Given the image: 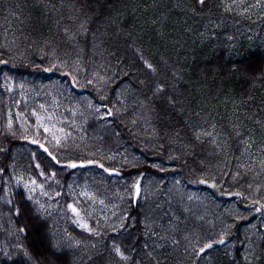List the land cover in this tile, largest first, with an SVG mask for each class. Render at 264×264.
<instances>
[{
	"label": "trees",
	"instance_id": "16d2710c",
	"mask_svg": "<svg viewBox=\"0 0 264 264\" xmlns=\"http://www.w3.org/2000/svg\"><path fill=\"white\" fill-rule=\"evenodd\" d=\"M43 1L41 4H30L26 0L25 3L31 18H41L42 14L45 15L44 22H39L44 26L49 24L50 18L52 21L55 19V23L60 26L64 23V20L60 19L56 5L58 1L61 6H68L71 14L77 17V21H84L85 28L98 18L104 17L109 22L110 31L106 32L107 35L99 44L105 47L104 51L110 61L107 63V71L108 68H114V72L105 77L101 89L96 87V83L88 82L86 79L75 85V88L78 91L95 92V95L91 97L103 107L102 114H106L111 119L102 126L116 133L121 143H125L138 156V162L133 167H128L127 171H135L138 177L136 181H141L146 174L160 177L168 173L177 176L187 188L203 192L210 206H218L220 212H230L222 215V221L228 223L224 241L237 242L235 245L232 244L231 248L233 259L236 262L241 261L240 250L248 242L242 235V229L248 227L253 236L251 245L255 246L257 243L263 250L257 257L259 260L260 255L264 253V237L259 231H257L259 233H252L249 226L262 230L264 225V207H262L264 206V162L247 161L243 143L251 132L257 142L260 140L264 143V104L259 106V100L264 101V45L251 44L250 40L252 41L253 38L248 34L237 37L238 35L233 32V26L221 23L217 19L216 16L223 12L221 0H204L203 4L199 0ZM50 5H54V8L51 9ZM43 6L45 9H41ZM52 11H55V14ZM206 16L212 20L209 25L202 23ZM236 16L237 14H232L230 17ZM35 23L31 22L34 26L31 32L28 27L21 32L28 36H35L34 31L37 28ZM39 32L43 33V30ZM200 33H206V36L202 37ZM5 37L0 17V76L9 84H23L37 76L46 77L51 74L69 77L71 82H74L69 72L60 71L62 68L53 66L56 64V61L53 62L54 54L46 53L44 49L41 54L33 51L27 57L16 58L17 55H24V51L22 54L21 48L18 52L11 51L12 44L10 40L5 42ZM9 37L14 38V34H10ZM14 42H19V38L13 40ZM120 43H123L126 48V43L132 44V50L126 49V54L111 53L120 49ZM227 47L232 50L230 54L224 50ZM130 58L132 63L129 62ZM120 63H122L121 67ZM148 64L152 67L149 68ZM124 65H129L125 73L120 71ZM137 69L140 78L151 79L155 96L150 102L156 110V116L159 112L157 119L146 118L148 136L163 134L165 122L160 115H163L162 111L168 106L173 109H182L183 106L188 105L194 112L207 115L204 120L192 121V125L182 128L185 135L184 143L186 146H192V155L185 157L176 151L168 152L164 141L160 140L162 137L159 139V143H163L161 151L143 147V144L147 142L146 139L132 141L129 129L132 124L125 121V118L129 117L131 108L122 107L123 96L119 94V89L129 79L132 71ZM158 84L164 85L162 94L156 92ZM135 88H138L136 82L130 85V90ZM150 89L146 88L151 92ZM2 96L3 93H0V168L4 169L0 171V214H6V216L0 223V264H48L47 260H43V256L50 253L47 241L56 243L55 227L58 213L56 214L54 210L37 212L36 203L28 198L27 192L15 180V172L19 170L38 180L44 185L45 190L62 193L63 201L67 203L74 198L64 193L66 183L69 181L68 172L77 169L78 175L83 177L81 168L68 167V164L74 162L77 165L85 161H95L96 157L77 154L65 159L69 161L68 163L63 160L58 162V156L49 150L56 157V160H53L39 143H33L28 136L22 135L16 123L12 129L7 127L6 117L1 111L4 107ZM169 102L170 105H168ZM20 105L21 109L28 113L26 107L22 103ZM109 112L111 115H108ZM244 114L248 116V120ZM172 115L178 118L176 122L180 124L179 117L174 113ZM130 119L133 120V118ZM191 119H193L192 116ZM239 120L246 121L243 128ZM202 122H205L207 126L202 125ZM212 124L215 125L213 129L209 127L210 125L213 127ZM94 125L96 122L91 117L88 127L92 129ZM230 125L238 131L239 135L230 129ZM203 131L211 132L215 141L214 145L217 148L222 147L219 154L223 159L218 160L219 168L216 171H207L197 166L201 155L200 148H205L210 140L213 141L212 137L203 135L197 139L196 133ZM106 137L112 138L109 134ZM237 138H242V143L237 142L239 141ZM131 144L133 147L130 146ZM16 147L24 148L25 151L23 155L13 159L11 150ZM174 152L175 156L172 155ZM100 162L106 163L102 160ZM37 164L40 168L36 167ZM41 172L44 175H41ZM125 202L128 206L126 211L134 215L133 221H135V225L128 233L136 234L143 222L142 208L147 202L138 203V197H132V200L126 199ZM229 206L232 210L228 209ZM17 208L21 210L20 215L15 214ZM77 208L81 214L85 215L80 206ZM63 209L65 213L62 217L66 218L68 230L75 235L76 239L85 245L88 244L91 251L95 252L85 259L84 264H94L105 254H110L111 260L116 264H131L130 250L126 243L120 240L121 236L126 234L123 229L99 226L91 217L85 215L89 228L93 230L88 231L75 225L79 223V218L75 224L73 223L72 212L67 207ZM21 228L25 231L21 232ZM3 231L6 234H2ZM94 232H99V235L93 234ZM219 236L213 237V241L209 242L213 244V247L221 245L218 242ZM139 240L144 241V238L139 236ZM91 244L95 245L91 246ZM113 244L120 245L121 250L130 259L121 261L113 251ZM17 245L22 247L18 248ZM56 245V249L53 250L55 254L52 256L53 263L69 264L66 258L69 247H63L57 243ZM73 248L80 251L78 247ZM25 250L28 253L27 256L24 254ZM200 256L204 259L201 260ZM200 256H196L186 264H207V262L221 264L217 259L212 258L222 256H219L218 252L213 253L211 249Z\"/></svg>",
	"mask_w": 264,
	"mask_h": 264
},
{
	"label": "rangeland",
	"instance_id": "374dc122",
	"mask_svg": "<svg viewBox=\"0 0 264 264\" xmlns=\"http://www.w3.org/2000/svg\"><path fill=\"white\" fill-rule=\"evenodd\" d=\"M25 1L0 0V17L6 35L5 42L10 40L12 44L11 51L18 52L20 48L21 54L24 51V55H17L16 58L27 57L33 51L41 54L44 49L46 53L54 54L53 62L56 61V64L53 66L62 68L60 71L69 72L74 82L72 83L69 77L51 74L46 77L37 76L35 79L23 84H9L0 76V93H3L2 101L4 104L1 111H3L7 123L9 120L12 121L11 128L16 123L18 131L22 135L28 136L30 141L36 140L39 144H45L49 150L58 156V162L63 160L68 163L69 161L65 159L77 154L96 157L93 163L85 161L77 164L81 168L83 177L78 175L77 169L68 172L69 181L66 183L64 193H70V196H74V198L73 201L67 203L64 201L63 203L58 202L62 198L61 194L57 195V192L45 190V187L44 191L48 195L42 194L39 188L35 192H29L24 187V182L34 178L19 170L15 172V180L18 182L17 177H22L19 184L32 197L34 202H39V204H36L38 207L43 205L45 210H54L56 214L58 213L55 241L63 247H69V254L66 257L68 263L84 264L85 259L95 253L91 251L88 244L85 245V243L76 239L75 235L68 230L66 218L62 216L65 213L63 207L68 208L69 204L76 208L80 206L85 215L91 217L99 226L114 228L120 227L121 223L125 224L123 232L126 234L121 236L120 240H123L128 250H130L131 264H186L192 261L196 257L192 254L193 251L198 250L203 242H212L213 237L226 233L228 223L222 221V215L230 212H220L218 206H210L203 192L187 188L179 181L177 176L168 173L160 177L146 174L141 181H136L138 177H136L135 171H127V168L133 167L138 162V156L125 143H121V140L116 137V133H112L111 130H107L102 126L103 123H106V114H102L103 107L91 97L95 95V92H83L75 88V85L86 79L88 82L96 83V87L101 89L105 77L112 75L110 73L114 72V68H108L107 71V63L110 61L104 51L105 47L102 46L103 44H99L101 39L103 40L107 35L106 32L110 31L109 22L104 17L98 18L92 24H88L86 28L88 31H82L80 25L84 24V21H77V17L71 14L68 6H61L58 1L56 5L60 19H63L64 23L60 26L55 23V19L52 21L50 18L49 24L44 26L39 22H44L45 15L42 14L41 18H31L28 15ZM27 1L30 4L44 2L43 0ZM221 2L223 12L216 16L217 19L221 23L233 26V32L238 35L237 37L248 34L249 37L253 38L252 41L250 40L251 44L264 45V0H221ZM225 5L231 6V11H226ZM50 6L51 9L54 8V5ZM41 9H45V6ZM52 13L55 14V11H52ZM232 14H237V16L230 17ZM31 22H36L35 36H28L21 32L27 27L31 32L34 27ZM202 23L209 25L212 20L209 16H206L203 18ZM41 26H44V29ZM39 30H43V33ZM10 34H14V38H10ZM199 35L205 37L206 33H200ZM17 38H19V42L13 43V40ZM126 44L127 48L123 43H120V49H116L111 53L123 54L127 51L126 49L132 50L133 45ZM224 50L227 54L232 52L228 47ZM129 62H133L131 58ZM128 66L124 65L121 69L118 66V68L125 73L129 69ZM132 72L131 75L128 74L129 79L119 89V94L123 96L122 107L131 108L129 117L125 118V121L132 124L129 128L132 141L135 139L141 140V138L146 139L147 142L143 144V147H151L161 151L163 143L160 144L159 139L162 137L160 140L164 141L168 152L176 151V153L185 157L192 155V146H186L184 143L185 135L182 128L192 125V121L204 120L207 115L194 112L186 103H183L186 106H183L182 109H173L168 106L162 111L163 115H160L165 122L163 134L161 136H155V134H153L154 136H148V127L145 124L146 118L153 120L155 117L157 119L159 114L157 112V116L155 115L156 110L150 102L151 98L155 96L154 90L150 78H140L138 69ZM133 81L137 83L138 88L130 90ZM146 88H151V92L147 91ZM166 100L168 101L167 98ZM259 102V106L264 104V101L259 100ZM20 103L26 107L28 113L21 109ZM168 105H170V102ZM173 113L179 117L180 124L176 122L178 118L174 117ZM191 116L193 119H191ZM244 116L246 119L248 118L246 114ZM37 117H40V120ZM91 117L96 122L92 129L88 127ZM130 118H133V120ZM109 120L111 121V119ZM204 123L202 122V125L207 126ZM239 123L241 128L246 125V121L239 120ZM44 127L49 128L50 131L45 132ZM209 127L213 129L215 125ZM230 127L234 133H238L231 125ZM251 133L243 143L245 144V158L250 163H262V161L264 162V143L260 140L257 142L254 139V134ZM108 134L112 138H107L106 135ZM102 135L104 136L100 139ZM212 138L214 140V137ZM57 139L60 141L59 145ZM237 139H239L237 142L242 143V138ZM225 140L228 142L226 137ZM130 146L133 147L132 144ZM166 147L165 152H167ZM200 149L201 155L197 166L207 169V171H216L219 168L218 160L223 159L219 154L222 147L217 148L210 140L205 148ZM24 151V148L21 147L12 149L13 159L23 155ZM172 155L175 156V152ZM100 160L109 163L111 166L115 164V166L110 167L108 164H102ZM100 165H103V167ZM106 169H112L113 171H107ZM36 181L38 184H42L38 180ZM137 183L140 188L138 195L135 193ZM132 197H138V203L147 202V204L142 208L141 219L143 222L138 233L131 235L128 232L135 225L134 215L132 214V216L126 211L128 206L125 201L126 199L132 200ZM228 209L232 210L231 206ZM69 210L72 212L71 209ZM85 215L80 212L79 215L72 212L73 223L75 224L77 218H79V223L75 225L85 229L80 224V222H83L89 228V222L86 220ZM5 216L6 214H0V223L4 221ZM249 228L252 233L261 232L264 237V225L262 230L255 229L254 226H249ZM242 231V235L248 242L244 244V248L242 247L243 250H240L241 261L236 262L233 259L232 244H237L234 241L231 243L230 241H224L220 246L212 247L211 251L213 253L218 252V255L222 256L221 258L214 256L212 259H217L221 264H260V262L264 264V253L260 255L259 260L257 259L259 252H263L262 248H259L257 243L255 246L251 245L253 236L248 227H244ZM2 234H6V232L3 231ZM139 236L144 238V241L139 240ZM258 236L260 237V234ZM47 243L51 254L44 255L43 260H47L46 263L48 264H55L52 261V256L55 255L53 250L56 249L57 245L55 242L50 243L47 241ZM94 245L91 244V246ZM194 245H197V247L194 248ZM73 247H78L80 251H76ZM200 259L203 260L204 257L200 256ZM97 262L100 264H116L111 260L110 254H105L104 257L96 260L94 264ZM207 264H210V262H207Z\"/></svg>",
	"mask_w": 264,
	"mask_h": 264
},
{
	"label": "snow or ice",
	"instance_id": "6c2138e0",
	"mask_svg": "<svg viewBox=\"0 0 264 264\" xmlns=\"http://www.w3.org/2000/svg\"><path fill=\"white\" fill-rule=\"evenodd\" d=\"M199 2H200L201 4H203V3H204V0H199ZM225 10H226V11H231V6H229V5H225ZM80 28H81L82 31H87V29L85 28V26H84L83 23L80 25ZM147 66H148L149 68L152 67L151 64H148ZM163 91H164V85H163V84H158V85H157V88H156V92L162 94ZM41 107H43V106H41ZM34 115H35V113H34ZM108 115H111V112H109ZM37 119L40 120V117H37ZM11 124H12V121L9 120V122H8V127H9V128H11ZM213 127H214V125H213ZM44 131H45V132H49L50 129L47 128V127H44ZM237 134L239 135V133H237ZM201 135H203V136H208V137H212V133H211V132L203 131V132H197V133H196V137H197V139H199ZM54 138H55V137H54ZM32 142H33V143H37L38 141L33 140ZM59 143H60V141H59V139H57V144L59 145ZM213 143H215L214 140H213ZM40 147L43 148L44 151L47 152L48 155L51 156V158H52L53 160H56V157L52 155V153L49 151V149H48L47 147H45V145L41 144ZM87 163H93V161H87ZM76 166H77V165H76V163H74V162H70V163L68 164V167H72V168H74V167H76ZM100 166L103 167V165H100ZM36 167H37V168H40V165L37 164ZM3 170H4V169L0 168V171H3ZM106 170H107V171H113L112 169H106ZM41 175H44V173L41 172ZM17 180H18V182H19V181H22V177H17ZM24 187H25L29 192H35L36 189L39 188V189L41 190L42 194H44V195H48V193L44 191V186H43L42 184H38L37 181H36L35 179H32V180H29V181L24 182ZM139 191H140V188H139V184L137 183V185H135V193L138 195V194H139ZM57 195H59V194L57 193ZM237 195H239V194H237ZM28 198H29V199H32L31 196H29ZM34 203L39 204L38 201H35ZM262 207H264V206H262ZM68 208L71 209L73 213L79 215V210H78L76 207H74L72 204H69V205H68ZM44 210H45V209L43 208V205H39V207L37 208V212H41V211H44ZM258 210H259V209H258ZM20 212H21V210H20L19 208H17L15 214H16V215H20ZM81 227H84V228L87 229L88 231H93L92 229L88 228V225H87L86 223H81ZM124 227H125V224L121 223V224H120V228L123 229ZM114 230H115V229H114ZM20 231L23 232V231H25V229H24V228H21ZM93 234H95V235H99V232H94ZM224 239H225V234H224V233H221L220 236H219V240H218V242H219L220 244H223V243H224ZM53 246L55 247L56 245H53ZM17 247L20 248V247H22V246H21V245H17ZM196 247H197V245H194V248H196ZM212 247H213V244H212V243L204 242V243L202 244V246H199V247H198V250H194L192 254L195 255V256H200L201 254L206 253V251L209 250V249H211ZM113 251L115 252V255H116L117 257H119V259H120L121 261H128V260L130 259L128 256L125 255V253L121 250V246L118 245V244H113ZM24 254H25V256L28 255V253H27L26 250H25ZM5 255H6V254H5Z\"/></svg>",
	"mask_w": 264,
	"mask_h": 264
}]
</instances>
